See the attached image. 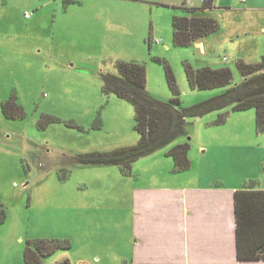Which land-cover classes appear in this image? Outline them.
Masks as SVG:
<instances>
[{"label": "rangeland", "instance_id": "rangeland-1", "mask_svg": "<svg viewBox=\"0 0 264 264\" xmlns=\"http://www.w3.org/2000/svg\"><path fill=\"white\" fill-rule=\"evenodd\" d=\"M184 1L200 0H0V204L7 213L0 224V264H26V248L51 238L69 246L38 264H56L64 254L72 262L92 259L95 253L104 258L95 264H119L115 258L133 243L134 185L177 178L181 171L168 154L177 143L190 142L186 173L193 180L214 171L233 184L254 170L259 160L250 142L264 137L256 132V110L230 106L187 117L186 134L135 160L130 175L117 165L74 159L141 139L134 105L103 91L102 74H118V61L144 62L148 91L164 101L173 97L167 62L187 107L226 87L193 89L186 62L196 68L229 66L234 83H240L238 59H262L264 0H228L230 7L211 10L220 29L204 38L203 53L195 44L174 43L172 19ZM9 98L24 116L7 117L2 103ZM219 113L227 120L214 124ZM258 147L264 150V144Z\"/></svg>", "mask_w": 264, "mask_h": 264}, {"label": "trees", "instance_id": "trees-1", "mask_svg": "<svg viewBox=\"0 0 264 264\" xmlns=\"http://www.w3.org/2000/svg\"><path fill=\"white\" fill-rule=\"evenodd\" d=\"M211 0H203L200 7H179L181 13L172 19L173 39L177 46H189L201 38L219 31V21L205 13L211 7ZM162 61L161 58H158ZM118 74L105 73L103 91L114 93L129 100L135 108L136 128L141 133L138 143L119 147L110 151L88 152L74 157L80 164L117 165L130 175L132 163L186 134V118L199 117L214 110L230 106L233 111L256 110V129L264 131V55L257 62L238 59L237 67L242 81L234 83L233 71L229 66L205 65L194 67L185 63L186 74L193 89L206 90L226 87L224 91L191 106H183L181 90L171 66L164 61L166 77L173 97L160 100L147 89V67L141 61L120 60ZM12 98L2 103L3 111L9 118L22 117V106L13 109ZM17 111V112H16ZM55 120L54 117H49ZM227 114L219 113L214 124H222ZM190 142L175 144L169 151L175 162L176 171L191 167L189 158ZM236 246L240 260H264V189L255 188V180L235 191ZM7 218L5 207L0 204V224ZM68 241L59 238L37 239L34 246L24 251L26 264L42 263L43 257L58 248L67 247Z\"/></svg>", "mask_w": 264, "mask_h": 264}, {"label": "crops", "instance_id": "crops-1", "mask_svg": "<svg viewBox=\"0 0 264 264\" xmlns=\"http://www.w3.org/2000/svg\"><path fill=\"white\" fill-rule=\"evenodd\" d=\"M202 2L200 0L197 4H189L184 1L182 6L200 7ZM211 2V7L205 10L207 15L211 10L224 9L232 3L228 0ZM205 37L194 43L202 53L205 51ZM240 59L251 62L243 57ZM261 133L264 134V131ZM260 144H264V137L262 140L250 142L252 154L259 160L254 170H249L241 180L233 184H225V176L220 172L210 171L195 175L193 180L185 170L177 173V178H168L165 184L134 185L133 243L128 252H124L126 255L115 258L116 262L264 264V260H240L236 246L235 191L252 180H255V188L264 189V174L260 173L264 169V150L258 147ZM172 174L175 173L172 171ZM103 259V254L95 253L92 259L78 258L76 262H72L70 256L64 254L57 257L55 263L95 264Z\"/></svg>", "mask_w": 264, "mask_h": 264}, {"label": "built area", "instance_id": "built-area-1", "mask_svg": "<svg viewBox=\"0 0 264 264\" xmlns=\"http://www.w3.org/2000/svg\"><path fill=\"white\" fill-rule=\"evenodd\" d=\"M30 15H31L30 12H26V13H25V16H26V17H30ZM155 41H156V42H161V39H160V38H156ZM227 59H228L227 56H224V57H223V60L226 61Z\"/></svg>", "mask_w": 264, "mask_h": 264}]
</instances>
